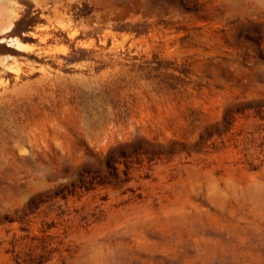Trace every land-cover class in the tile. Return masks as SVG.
<instances>
[{"label":"rangeland","instance_id":"obj_1","mask_svg":"<svg viewBox=\"0 0 264 264\" xmlns=\"http://www.w3.org/2000/svg\"><path fill=\"white\" fill-rule=\"evenodd\" d=\"M0 264H264V0H0Z\"/></svg>","mask_w":264,"mask_h":264}]
</instances>
